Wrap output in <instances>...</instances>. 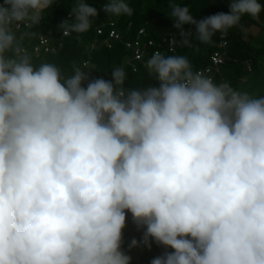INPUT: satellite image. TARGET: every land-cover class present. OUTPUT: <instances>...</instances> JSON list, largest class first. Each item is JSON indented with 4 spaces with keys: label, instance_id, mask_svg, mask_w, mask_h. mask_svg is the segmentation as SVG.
Segmentation results:
<instances>
[{
    "label": "clouds",
    "instance_id": "clouds-1",
    "mask_svg": "<svg viewBox=\"0 0 264 264\" xmlns=\"http://www.w3.org/2000/svg\"><path fill=\"white\" fill-rule=\"evenodd\" d=\"M59 2L0 3V264H131L127 212L146 228L144 245L165 249L151 264H264V95L161 51L145 64L159 87L126 89L121 66L106 81L89 80L86 65L71 76L37 65L25 40ZM102 8L134 11L129 0ZM170 9L185 46L264 11L231 0L197 21L186 4ZM70 15L65 37L89 31L98 12L73 0Z\"/></svg>",
    "mask_w": 264,
    "mask_h": 264
},
{
    "label": "trees",
    "instance_id": "trees-1",
    "mask_svg": "<svg viewBox=\"0 0 264 264\" xmlns=\"http://www.w3.org/2000/svg\"><path fill=\"white\" fill-rule=\"evenodd\" d=\"M3 0H0L2 3ZM87 2L97 9L98 15L94 18L89 31L70 36H63L60 24L65 20H72L70 9L73 6V0H60L53 7L44 13V18L40 24L30 31L37 34L41 33L49 39L52 46L61 43L56 53H32L34 63H52L55 64L65 76H71L75 67L83 68V71L89 76V80L102 78L106 81L112 80V68L121 66L128 73L124 87L138 88L152 85L159 87V81L149 77L145 64L155 51H161L166 55H182L187 57L192 63L193 69L197 71L200 68L209 66L210 56L214 52L222 55V63L219 64V71L212 73L213 80L217 84L227 81L233 88L238 89L240 82L247 73L260 72L259 55H264V47L256 49L251 47L249 39L252 37L249 29L254 26L256 30L264 31V11L257 18L244 16L237 27H234L224 35L226 45L221 48L218 41L222 33L217 32L210 43H201L195 36L191 37L190 46L181 43V36L178 37L179 30L173 26L170 17V0H129L133 8L132 15L108 18L107 14L101 10L104 0H87ZM179 4H186L194 19L197 21L206 16L219 12L228 13L230 11L231 0H174ZM258 3L264 7V0H258ZM113 21L112 27L121 37V41L111 40L110 47L103 43L109 31V22ZM100 28L102 33L97 34L96 29ZM142 29L143 34L138 31ZM185 32L195 34V25H184ZM175 36L176 44L173 45V52L169 51L163 38ZM35 37H29L25 40L28 50H31L35 43ZM138 40L139 48L142 51V59L137 61L133 58L134 48H127L123 40ZM96 40V45L91 48V44ZM149 40L154 42L153 46L147 44ZM159 46H157L158 44ZM85 81L82 86L87 87ZM122 250L131 257V264H151L153 258L160 256L164 247L158 245L154 240L151 241V247L143 244V236L146 228L138 225L130 212L126 213V226L122 230ZM135 239L139 242L137 247L130 248L131 241ZM171 251V249H168Z\"/></svg>",
    "mask_w": 264,
    "mask_h": 264
},
{
    "label": "built area",
    "instance_id": "built-area-1",
    "mask_svg": "<svg viewBox=\"0 0 264 264\" xmlns=\"http://www.w3.org/2000/svg\"><path fill=\"white\" fill-rule=\"evenodd\" d=\"M103 6V5H102ZM101 6V10H103ZM71 15H69L68 17H70ZM114 22L110 21L109 22V31L107 34V37L104 39L103 43H105L108 47H110V41L112 40H117V41H121V37L120 35L117 33V31L112 27V24ZM185 31V30H184ZM97 34L102 33V30L98 27L96 29ZM138 33L141 35L143 34L142 29L138 31ZM63 34V32H62ZM178 37H180V33H178ZM46 41V43L44 42ZM162 42L166 43V45L168 46L169 51L173 52V45L176 44V38L175 36H168V38H163L161 40ZM124 43V45L127 48H134V52H133V58L137 61H140L143 57H142V51L139 50V48H135V46H139V42L137 39H135L133 42L132 41H128V40H123L122 41ZM96 40H94V43L91 44V48H93L96 44ZM148 45L153 46L154 42H152V40H149L147 42ZM158 44V43H157ZM226 45V41L224 40V35L221 34L220 35V39L218 41V46L223 48ZM61 46V43H58L57 46H51L49 41L47 40V38H45L43 35L38 34L37 38H36V42L34 43V45L32 46L31 51L32 53H42V54H48V53H56L57 49ZM159 46V44L157 45ZM158 50H155L154 52H156ZM153 52V53H154ZM153 53L151 54V56L153 55ZM150 56V58H151ZM222 55L219 52H214L212 53V55L210 56V65L206 66L205 68H200L197 71L200 72L201 74L208 76L210 78L213 79V75L212 73H217L219 71V64L222 63Z\"/></svg>",
    "mask_w": 264,
    "mask_h": 264
},
{
    "label": "rangeland",
    "instance_id": "rangeland-1",
    "mask_svg": "<svg viewBox=\"0 0 264 264\" xmlns=\"http://www.w3.org/2000/svg\"><path fill=\"white\" fill-rule=\"evenodd\" d=\"M252 37H245L249 39L251 47L261 49L264 47V31L256 30L254 26L249 29ZM259 55L260 72L247 73L239 85V90L247 91L253 95H264V55Z\"/></svg>",
    "mask_w": 264,
    "mask_h": 264
}]
</instances>
